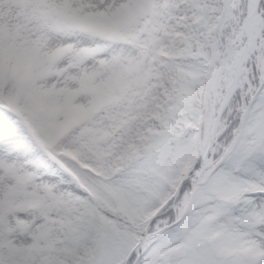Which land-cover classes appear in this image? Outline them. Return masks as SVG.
Instances as JSON below:
<instances>
[{"label": "snow or ice", "instance_id": "obj_1", "mask_svg": "<svg viewBox=\"0 0 264 264\" xmlns=\"http://www.w3.org/2000/svg\"><path fill=\"white\" fill-rule=\"evenodd\" d=\"M0 264H264V0H0Z\"/></svg>", "mask_w": 264, "mask_h": 264}]
</instances>
